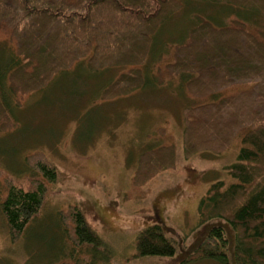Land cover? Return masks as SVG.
Returning a JSON list of instances; mask_svg holds the SVG:
<instances>
[{
    "label": "trees",
    "instance_id": "16d2710c",
    "mask_svg": "<svg viewBox=\"0 0 264 264\" xmlns=\"http://www.w3.org/2000/svg\"><path fill=\"white\" fill-rule=\"evenodd\" d=\"M183 1L0 0V133L18 126L13 104L21 107L27 97L85 62L94 73L121 69L105 86L103 100L130 96L146 83L179 81L180 89L199 102L184 111L185 156L219 155L234 140L241 143L237 161L225 169L234 182L217 181L199 202V225H214L207 241L185 262L213 259L229 264V228L234 233L235 263L264 264V30L250 28L240 19L219 26L197 18L186 38L171 47L169 60L162 57L149 74L147 62L156 35ZM193 1L264 18V0ZM175 152L174 144L143 152L134 184L141 186L173 168ZM26 163L33 172L25 181L28 186L7 181L0 191V213L13 242L39 217L47 185L58 175L42 153L28 155ZM58 218L76 248L108 253L78 206L59 212ZM135 247L140 258L176 254L174 242L159 223L140 231Z\"/></svg>",
    "mask_w": 264,
    "mask_h": 264
},
{
    "label": "rangeland",
    "instance_id": "374dc122",
    "mask_svg": "<svg viewBox=\"0 0 264 264\" xmlns=\"http://www.w3.org/2000/svg\"><path fill=\"white\" fill-rule=\"evenodd\" d=\"M182 3L156 35L149 74L162 57L169 60L171 47L186 38L197 18L219 26L240 19L264 30V18L251 11L193 0ZM85 63L57 76L21 107L13 104L18 126L0 133V191L7 181L28 186L25 181L33 172L26 158L34 153H42L58 172L56 181L47 185L43 210L20 240H11L0 213V264H220L213 259L185 261L207 241L214 225H199L201 198L217 181L234 182L225 169L237 161L240 140L219 155L205 152L187 158L184 111L199 102L180 89L179 81L146 83L130 96L103 100L105 86L121 69L94 73ZM169 144L175 146V166L136 186L139 156ZM70 206L81 209L106 243L107 254L78 249L67 238L58 213ZM156 223L174 242L175 256L136 257L137 234ZM228 230V263L236 264L234 233Z\"/></svg>",
    "mask_w": 264,
    "mask_h": 264
}]
</instances>
